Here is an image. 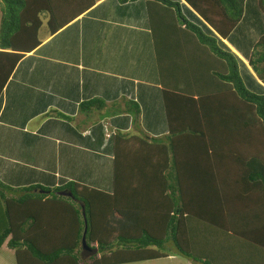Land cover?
Wrapping results in <instances>:
<instances>
[{"label":"trees","instance_id":"16d2710c","mask_svg":"<svg viewBox=\"0 0 264 264\" xmlns=\"http://www.w3.org/2000/svg\"><path fill=\"white\" fill-rule=\"evenodd\" d=\"M97 1L0 0V94L22 57L41 44V34L54 35ZM144 1L168 134L150 137L142 130L136 100L80 102L79 113L92 121L97 113L98 119L130 114L140 136L122 130L112 136V193L76 181L14 187L0 180V251L13 254L17 264L133 263L164 257L166 250L151 246L163 249L169 241L174 254L192 261L222 264L217 256L223 253L228 264H238L230 261L234 247L226 249L231 239L254 245L260 255L253 264H264V93L246 86L238 57L219 38L240 22L246 0H183L204 26L184 13L180 0ZM258 6L264 12V0ZM249 65L264 82V34ZM168 73L176 81L171 88L164 80ZM52 116L77 121L59 111L42 118ZM133 139H168L171 157L119 158L122 145ZM141 145L130 147L143 152ZM234 173L241 176V191L230 187ZM43 221L37 239L30 231ZM82 247L95 253L81 259Z\"/></svg>","mask_w":264,"mask_h":264},{"label":"crops","instance_id":"0c3cea01","mask_svg":"<svg viewBox=\"0 0 264 264\" xmlns=\"http://www.w3.org/2000/svg\"><path fill=\"white\" fill-rule=\"evenodd\" d=\"M180 1L184 13L204 26L200 16L185 1ZM262 34L264 12L258 0H246L240 22L226 39L219 37L220 44L238 57L246 86L257 93H264V82L249 65V58ZM41 41L18 62L0 94V180L14 187L34 183L56 186L76 181L112 193L116 158L112 136L116 130L134 137L140 135L134 131L130 114L104 117L102 112L101 119L97 113L92 121L79 113V104L93 97L108 102L122 97L136 100L142 108V130L150 137L168 134L145 1L122 4L118 0H98L54 35L41 34ZM168 76L164 80L171 88L176 81L169 73ZM50 111L76 116L77 121L54 116L42 118ZM145 140L133 139L122 145L120 150L125 154L118 152L119 158L171 157L168 139ZM140 143L143 152L131 148ZM220 169L225 174L226 169L223 166ZM224 174H221L222 185L228 188ZM240 177L234 173L230 180L232 189L242 190ZM228 195L233 194L225 193ZM45 227L46 222H39L30 234L40 239ZM231 240L226 245V249H235L231 262L253 264V257L260 255L254 252V245ZM163 252L167 255L161 258L177 255L173 251ZM78 253L81 259H86L95 251L88 252L82 247ZM219 260L228 264L223 253L217 256V263ZM27 264L42 263L35 260Z\"/></svg>","mask_w":264,"mask_h":264},{"label":"rangeland","instance_id":"374dc122","mask_svg":"<svg viewBox=\"0 0 264 264\" xmlns=\"http://www.w3.org/2000/svg\"><path fill=\"white\" fill-rule=\"evenodd\" d=\"M44 17L47 19V17L45 15L43 16V18ZM42 32H44V29ZM109 132H110V130L107 129L106 134H109ZM106 136L109 137L110 134H109V136L108 135H106ZM169 242L170 243H167V245H165V247L163 249L159 248L158 246H151V247L154 250L159 251V252L162 250L172 252L173 247L175 248V246L173 245V243H171V241H169ZM1 255H2V261L0 260V264H17L16 263V257L13 254L8 253L5 255L2 253V251H0V256ZM126 264H205V262L189 261V259L187 257L177 254V255H173L171 258H157V259H152V260L126 263ZM212 264H214V263L212 262Z\"/></svg>","mask_w":264,"mask_h":264},{"label":"water","instance_id":"95a60500","mask_svg":"<svg viewBox=\"0 0 264 264\" xmlns=\"http://www.w3.org/2000/svg\"><path fill=\"white\" fill-rule=\"evenodd\" d=\"M61 194H63V195H68V196H72V193H71V192H68V193H66V192H62Z\"/></svg>","mask_w":264,"mask_h":264}]
</instances>
